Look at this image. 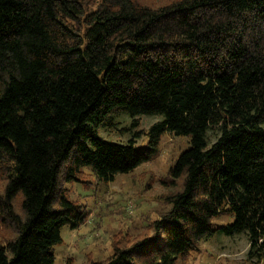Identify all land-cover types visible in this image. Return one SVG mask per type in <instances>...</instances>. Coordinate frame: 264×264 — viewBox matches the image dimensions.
Returning a JSON list of instances; mask_svg holds the SVG:
<instances>
[{
    "label": "trees",
    "instance_id": "trees-1",
    "mask_svg": "<svg viewBox=\"0 0 264 264\" xmlns=\"http://www.w3.org/2000/svg\"><path fill=\"white\" fill-rule=\"evenodd\" d=\"M121 114L130 138L105 139ZM165 134L188 138L169 208L94 264H186L222 234L264 264V0H0V264H55L87 220L69 186L132 173Z\"/></svg>",
    "mask_w": 264,
    "mask_h": 264
},
{
    "label": "rangeland",
    "instance_id": "rangeland-1",
    "mask_svg": "<svg viewBox=\"0 0 264 264\" xmlns=\"http://www.w3.org/2000/svg\"><path fill=\"white\" fill-rule=\"evenodd\" d=\"M117 120V128L101 129L100 133L105 139L125 143L130 133L123 129L130 126L131 119L121 114ZM158 120V117L139 118L136 132H146ZM146 142L145 135L137 139L139 146ZM187 144L188 138L165 134L158 154L132 173L117 176L107 185H96V190H86L78 183L69 186L70 199L85 206L87 220L78 229L68 226L62 229V242L54 249L55 264H94L112 254L116 234L128 237L130 245L150 233L152 222L169 208L164 198L176 189L167 183L168 170ZM232 221L233 218L225 216L216 223ZM248 249L244 235H217L203 240L199 251L186 264H255L246 258Z\"/></svg>",
    "mask_w": 264,
    "mask_h": 264
}]
</instances>
